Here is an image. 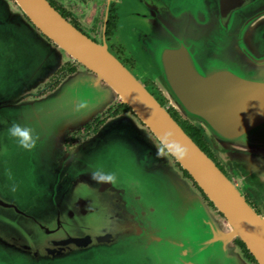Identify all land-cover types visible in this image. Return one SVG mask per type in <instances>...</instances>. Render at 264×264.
<instances>
[{"label": "water", "instance_id": "95a60500", "mask_svg": "<svg viewBox=\"0 0 264 264\" xmlns=\"http://www.w3.org/2000/svg\"><path fill=\"white\" fill-rule=\"evenodd\" d=\"M14 1L36 27L0 0V264H250L236 240L264 264V0L123 8L138 59L235 181L105 46L47 0ZM67 55L91 72L23 99ZM116 95L144 126L120 118L64 155V134ZM157 141L220 216L184 186Z\"/></svg>", "mask_w": 264, "mask_h": 264}, {"label": "flooded vegetation", "instance_id": "af4514ba", "mask_svg": "<svg viewBox=\"0 0 264 264\" xmlns=\"http://www.w3.org/2000/svg\"><path fill=\"white\" fill-rule=\"evenodd\" d=\"M12 7L16 9L22 18L26 22L35 24L27 16V14L16 4L14 0H8ZM49 4L72 26L78 31L84 34L93 42L98 45L105 46L114 57L121 62L123 66L128 68L140 81L143 82L144 86L150 93L164 105L171 115L178 121L180 115L178 112L168 104V100L165 95L158 88L157 84L145 70L144 65L139 62L136 56V47L134 42L130 40L129 36H126L124 32L123 24V8L124 7H135L139 4L138 0H47ZM149 4H154L153 0H144ZM43 36L49 40L52 44L56 45L50 40L43 32ZM136 66H141L142 71L136 72L134 69ZM85 66L77 61L73 56L67 55L61 61L60 65L55 66L51 69L46 76L36 83L29 91V93L23 95V99H36L44 96L46 93L53 91L64 79L74 74H82L91 72L89 69L85 70ZM177 112V113H176ZM180 117H179V116ZM120 118H126L131 121H135L144 126L139 120L137 115L133 112L131 107L123 101L121 96L116 95L115 99L108 105V107L101 113H98L91 117V119L83 124L77 125L68 131L61 140V147L63 148V154L69 155V157L75 155L76 151L85 145H88L93 139L99 136L102 131L109 124L118 121ZM182 118V117H181ZM183 119V118H182ZM203 129V128H202ZM204 130V129H203ZM148 134H151L149 129L146 127ZM205 133V131H204ZM207 143L210 147L209 141L205 136ZM158 148L166 153L163 146L157 141ZM212 150V148L210 147ZM166 156V154H164ZM212 150V157H213ZM215 156V155H214ZM173 158V157H172ZM216 164L222 170H228L226 165L216 156ZM56 161L63 163L64 160L57 156ZM173 161L174 158H173ZM232 175V174H231ZM233 176V175H232ZM236 180V177L233 176ZM200 191V190H199ZM244 196L250 203H254V208L258 213H261L260 204L255 201L253 196L245 189ZM201 192V191H200ZM199 192V193H200ZM199 199L209 208L215 209L214 206L209 202L205 195L199 196ZM258 209V210H257ZM221 215L220 213H218ZM234 247L240 251L243 257L248 260L251 264H258L256 260L249 254L246 247L238 246L234 241Z\"/></svg>", "mask_w": 264, "mask_h": 264}, {"label": "rangeland", "instance_id": "374dc122", "mask_svg": "<svg viewBox=\"0 0 264 264\" xmlns=\"http://www.w3.org/2000/svg\"><path fill=\"white\" fill-rule=\"evenodd\" d=\"M137 56V55H136ZM139 62L142 64V65H144L140 60H139ZM145 66V65H144ZM136 72H140V71H142L143 70V68L141 67V66H136L135 67V69H134ZM145 70L147 71V69L145 68ZM148 72V71H147ZM31 89H33V86H32V88ZM30 89V90H31ZM169 102V101H168ZM169 104V103H168ZM164 106V105H163ZM72 129H69L68 131H71ZM67 131V132H68ZM66 132V133H67ZM65 133V134H66ZM64 134V135H65ZM64 137V136H63ZM211 146V145H210ZM163 152V151H162ZM164 153V152H163ZM164 154H166V156L164 155V158H165V160H167V162H168V164H170V166L174 169V171H175V173L180 177V179H181V181H182V183L184 184V186L192 193V194H195L198 198H199V196H201L202 195V193L199 191V189L193 184V182L183 173V171H182V169H181V167L176 163V161H173V158H172V156L168 153V152H166V153H164ZM213 154L215 155V153H214V150H213ZM213 155V159L214 160H216V155L214 156ZM224 171V173H226L228 176H229V178H231L233 181H235V178L233 177L234 175L232 174V173H229V170H223ZM233 176H232V175ZM243 187H241L240 188V191H241V193H243L244 194V191H243ZM200 192V193H199ZM251 194V193H250ZM252 195V194H251ZM256 201V200H255ZM250 204L252 205V206H254V203H252V202H250ZM211 209V208H210ZM255 209V208H254ZM260 209H261V211H262V208L260 207ZM212 210V212L214 213V214H216L217 216H220L219 214H218V212L214 209H211ZM256 210V209H255ZM258 210V209H257ZM264 211V210H263ZM258 212V211H257ZM262 213V212H261ZM248 261V260H247ZM251 264V263H250Z\"/></svg>", "mask_w": 264, "mask_h": 264}, {"label": "trees", "instance_id": "16d2710c", "mask_svg": "<svg viewBox=\"0 0 264 264\" xmlns=\"http://www.w3.org/2000/svg\"><path fill=\"white\" fill-rule=\"evenodd\" d=\"M177 113V112H176ZM178 114V113H177ZM179 116V115H178ZM180 117V116H179ZM181 120H179V124L183 127V129L186 131V133L196 142V144H198V146L204 150V152H206L211 158L212 157V150L210 149L207 140L205 138V133L204 130L202 129V127L200 126H195L194 124H192L191 122H189L186 119H182L180 117ZM182 169V168H181ZM183 173L193 182V184L201 191V193L203 195H205L203 193V191L201 190L200 187H198L196 185V183L192 180V178L190 177V175L184 170L182 169ZM206 196V195H205ZM236 244H238V246H242L245 247V244L241 241V240H236ZM247 250V249H246ZM248 251V250H247ZM250 254V253H249ZM251 255V254H250ZM252 256V255H251Z\"/></svg>", "mask_w": 264, "mask_h": 264}, {"label": "clouds", "instance_id": "9594fccd", "mask_svg": "<svg viewBox=\"0 0 264 264\" xmlns=\"http://www.w3.org/2000/svg\"><path fill=\"white\" fill-rule=\"evenodd\" d=\"M11 131L15 134L16 132H19V129L16 127H13V129H11ZM19 134L23 137V140L21 141L22 143L26 140H28L29 138V131L27 129H25L23 132H19ZM101 179H112L111 176L108 177H101Z\"/></svg>", "mask_w": 264, "mask_h": 264}]
</instances>
